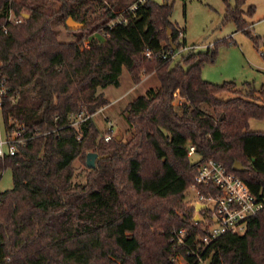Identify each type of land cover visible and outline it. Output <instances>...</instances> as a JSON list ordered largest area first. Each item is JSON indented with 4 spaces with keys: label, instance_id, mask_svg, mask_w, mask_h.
Returning <instances> with one entry per match:
<instances>
[{
    "label": "trees",
    "instance_id": "1",
    "mask_svg": "<svg viewBox=\"0 0 264 264\" xmlns=\"http://www.w3.org/2000/svg\"><path fill=\"white\" fill-rule=\"evenodd\" d=\"M138 1L14 0L16 15L28 17L9 24L8 0H0V113L5 131L16 127L25 139L18 153L0 157V173L10 168L13 179V187L0 192V264H173L178 253L184 264H199L171 241L180 227L200 232L194 208L181 201L199 163L213 158L252 190L264 186V170L244 151L247 138H264L249 125L264 118V83L204 80L202 68L214 62L215 46L175 62L164 58L184 43L170 20L172 5ZM223 2L225 19L241 21L249 33L239 6ZM120 13L127 21L109 27ZM69 16L84 27L68 29ZM60 24L72 41L58 38ZM100 27L105 35L90 38ZM123 66L134 85L155 73L160 87L129 103L125 140L104 141L92 119L108 104L99 89ZM79 112L87 118L71 125L69 115ZM190 145L197 161L188 156ZM89 152L96 153L93 167L86 164ZM258 153L264 159V144ZM76 159L86 167L84 182L73 181ZM235 161L243 171L232 170ZM200 258L264 264V209L243 234L217 237Z\"/></svg>",
    "mask_w": 264,
    "mask_h": 264
},
{
    "label": "rangeland",
    "instance_id": "2",
    "mask_svg": "<svg viewBox=\"0 0 264 264\" xmlns=\"http://www.w3.org/2000/svg\"><path fill=\"white\" fill-rule=\"evenodd\" d=\"M131 1V0H128ZM156 3H163L164 0H152ZM172 5L170 20L178 29L183 31L179 38L180 42L187 45H196L193 52L206 51L216 47V57L214 62L206 63L202 68V78L212 83H222L223 81H234L238 87L244 82H250L255 88H259L264 83V0H229L232 7L236 5L242 10L241 20L249 25V33L242 29V22L234 19L226 20L225 3L223 0H168ZM111 22V21H110ZM108 22V25L110 24ZM103 27L98 28L88 34L91 38H100L104 32ZM58 38L63 41H72L74 36L68 32L63 24L59 25ZM81 43L82 47L88 44L90 38ZM255 38H258L255 40ZM173 59L172 62L177 61ZM108 91L106 92V96ZM124 108V100L114 103L112 109L115 114H120ZM107 111L95 113L93 122L100 135L106 131L107 124L103 117ZM116 115V116H117ZM250 129L264 131V118L251 119ZM113 136L123 138L129 136L126 132L127 124L124 118H119L116 125H113ZM6 138V131L0 113V139ZM264 144V140H262ZM199 156H190L192 162L197 161ZM257 164V168L264 170L263 164ZM75 176L73 181L84 182L85 165L79 159L73 162ZM13 187V179L10 168H5L0 173V192ZM256 193L264 203V186H259ZM197 199L196 193L188 188L184 192L181 201L190 205ZM212 207L213 203L208 202ZM203 212H201L202 216ZM196 215V213H195ZM185 260L178 257L173 264H184ZM200 264H208V259H204Z\"/></svg>",
    "mask_w": 264,
    "mask_h": 264
},
{
    "label": "built area",
    "instance_id": "3",
    "mask_svg": "<svg viewBox=\"0 0 264 264\" xmlns=\"http://www.w3.org/2000/svg\"><path fill=\"white\" fill-rule=\"evenodd\" d=\"M13 1L8 0L5 21L9 24H21L25 20L24 13L16 15L11 6ZM142 1L139 0L138 2L141 3ZM135 8L136 4H133L127 10L133 11ZM126 21V17L120 13L108 26L112 27L115 23H125ZM3 32H7L6 26L3 27ZM104 35L103 32L102 36ZM182 35L179 33V38ZM196 47V45L189 46L184 42L178 47H170L163 57L176 59L182 54L193 52ZM146 55H150V52H146ZM4 93V86L0 83V105ZM182 103L183 99L174 94V104L181 105ZM86 118L87 116L82 112L69 115L70 124L73 126H78ZM105 130L103 139L109 141L113 136L114 129L108 123ZM20 135V130L16 127L6 132V138L0 139V157L12 156L19 152L20 147L25 142V139ZM187 153L189 157L196 154L194 146L190 145ZM189 188L197 195V199L190 202V205L198 215V219L193 216L192 220H194V224L200 225V232L192 234L188 228L180 227L173 231L171 241L176 249L185 247L186 253L194 255L199 260V264L203 262L200 253L212 240L226 233L243 234L248 220L264 209V203L261 202L257 193L242 178L234 172L228 171L222 162L213 158H208L199 163L194 182ZM208 202L213 203L212 207L209 206ZM198 204L204 206L199 212H196L195 207ZM201 212H203L202 216L200 215ZM178 257L184 259L182 254L178 253L171 258V261L174 263Z\"/></svg>",
    "mask_w": 264,
    "mask_h": 264
},
{
    "label": "crops",
    "instance_id": "4",
    "mask_svg": "<svg viewBox=\"0 0 264 264\" xmlns=\"http://www.w3.org/2000/svg\"><path fill=\"white\" fill-rule=\"evenodd\" d=\"M159 87L160 82L155 73L148 74L139 84L134 85L128 70L123 66L118 73L108 75V82L100 87L99 90L108 100V104L100 108L96 113L107 111L108 113L104 115L103 119L107 126L110 123L113 127L119 118H124L129 103L141 95L150 96L154 94ZM107 91L108 95L106 96ZM121 100H124V108L117 115L112 106ZM262 140L264 138L254 136L247 138L244 142V151L256 167V163L262 165L264 162V159L258 153V147L262 145Z\"/></svg>",
    "mask_w": 264,
    "mask_h": 264
},
{
    "label": "water",
    "instance_id": "5",
    "mask_svg": "<svg viewBox=\"0 0 264 264\" xmlns=\"http://www.w3.org/2000/svg\"><path fill=\"white\" fill-rule=\"evenodd\" d=\"M24 17L27 18L28 14L24 13ZM65 24H66L67 28L70 29V30H78V29H81V28L84 27V23L76 21L75 19H73L70 16L66 19ZM95 157H96V153H93V152H89L86 155V164H87L88 167H93L94 161H95ZM231 168H232L233 171H236V172H241V171L244 170V167L238 161H235ZM203 206L204 205H201V204L196 205V207H195L196 212H199L200 209ZM194 216H195V219H198V215L197 214L194 215Z\"/></svg>",
    "mask_w": 264,
    "mask_h": 264
}]
</instances>
